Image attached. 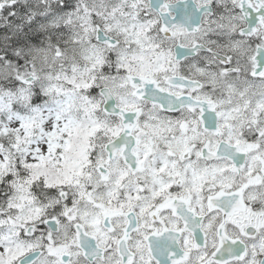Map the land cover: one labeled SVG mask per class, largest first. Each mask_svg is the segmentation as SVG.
<instances>
[{"label":"snow or ice","instance_id":"6c2138e0","mask_svg":"<svg viewBox=\"0 0 264 264\" xmlns=\"http://www.w3.org/2000/svg\"><path fill=\"white\" fill-rule=\"evenodd\" d=\"M0 264H264V0H0Z\"/></svg>","mask_w":264,"mask_h":264}]
</instances>
